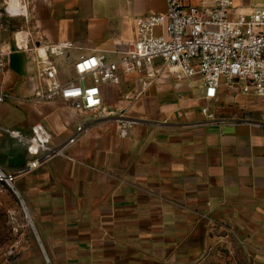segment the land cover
I'll use <instances>...</instances> for the list:
<instances>
[{
    "label": "crops",
    "instance_id": "1",
    "mask_svg": "<svg viewBox=\"0 0 264 264\" xmlns=\"http://www.w3.org/2000/svg\"><path fill=\"white\" fill-rule=\"evenodd\" d=\"M79 1H46L39 30H19L35 52L39 43L72 40L73 67L81 54L127 49L136 19L166 9L164 0H128L114 26L98 24ZM34 72L28 57L24 75L11 69L9 56L1 74L10 98L0 103V165L11 170L34 155L7 127L30 133L41 123L61 143L82 120L58 103L35 102L36 87L27 86ZM203 92L199 80L171 76L145 89L136 77L105 86L109 116L71 147L74 159L55 157L18 176L52 264H199L228 240L221 228L264 226V101L226 81L214 100Z\"/></svg>",
    "mask_w": 264,
    "mask_h": 264
},
{
    "label": "built area",
    "instance_id": "2",
    "mask_svg": "<svg viewBox=\"0 0 264 264\" xmlns=\"http://www.w3.org/2000/svg\"><path fill=\"white\" fill-rule=\"evenodd\" d=\"M2 1L0 33L7 23ZM164 1V12L154 11L136 19V38L127 49L79 55L73 64L76 76L70 80L59 77L50 56L67 54L76 47L74 41L43 44L48 53L45 59L29 46L28 33L25 45L17 43L15 34L16 49L24 51L39 72V77L33 74L32 78L46 86H36L33 100L47 103L61 99L82 115L75 131L61 143H54L52 133L41 123L33 125L30 133L5 129L9 137L26 143L34 155L17 170L0 165V184L16 193L25 209L16 185L18 176L55 157L74 159L71 147L92 131L94 122L109 116L105 114V86H119L131 77H136L144 89L155 79L164 81L170 76L177 81L197 79L204 87V98L211 101L216 99L221 82L226 81L228 87L264 101V3L244 6L239 0ZM11 53L10 42L0 38V103L10 98L1 74ZM43 63L49 66L43 68Z\"/></svg>",
    "mask_w": 264,
    "mask_h": 264
},
{
    "label": "rangeland",
    "instance_id": "3",
    "mask_svg": "<svg viewBox=\"0 0 264 264\" xmlns=\"http://www.w3.org/2000/svg\"><path fill=\"white\" fill-rule=\"evenodd\" d=\"M46 1L51 0H19V3L27 8V14H25L21 6L13 7L9 5V0H3L7 23L3 25V30L0 33L1 40L11 41L15 47L16 32L29 30V28L30 31H38L39 28H35L38 25L36 20L46 14ZM79 2L82 12L95 17L98 24L105 23H100V21H108L106 22L108 25L114 26L125 15L130 4L128 0H80ZM255 3H264V0L251 1V4ZM132 4L134 3L132 2ZM38 46H43V43H39ZM73 51L74 48L65 55L50 56L51 62L55 65L62 80H70L76 76L71 61ZM26 62L27 57L21 51H14L10 55V68L22 75L25 73ZM48 66L49 63L42 64L43 68ZM38 73L34 72L39 77ZM27 86L31 88L38 86V89L46 87L45 84L34 81L27 83ZM53 102L71 109V106L61 99L47 103ZM120 114L121 111L113 115ZM116 119L121 118L116 117ZM125 123L126 121H123V124ZM27 212L28 210L25 209L17 194L0 184V264H52L51 261H47V253L38 240L34 220H30L31 213ZM218 231L224 236L227 234L228 240L218 243L216 253L208 259L200 261L199 264H264V226L258 227L254 224L251 228L233 229L229 227L228 229L221 228Z\"/></svg>",
    "mask_w": 264,
    "mask_h": 264
},
{
    "label": "bare ground",
    "instance_id": "4",
    "mask_svg": "<svg viewBox=\"0 0 264 264\" xmlns=\"http://www.w3.org/2000/svg\"><path fill=\"white\" fill-rule=\"evenodd\" d=\"M8 3H9V5H11L13 7H20L21 6V8L23 10H25V6L22 5L21 3H19V0H9ZM16 34H17V43L19 45H25L26 41H27V38H26L27 33L25 31H18ZM37 51L42 57H44L45 59L47 58L48 53H47L45 46L38 48Z\"/></svg>",
    "mask_w": 264,
    "mask_h": 264
},
{
    "label": "water",
    "instance_id": "5",
    "mask_svg": "<svg viewBox=\"0 0 264 264\" xmlns=\"http://www.w3.org/2000/svg\"><path fill=\"white\" fill-rule=\"evenodd\" d=\"M38 240L40 241V239L38 238ZM42 245V244H41ZM46 258H47V261H49V259H48V257L46 256Z\"/></svg>",
    "mask_w": 264,
    "mask_h": 264
}]
</instances>
